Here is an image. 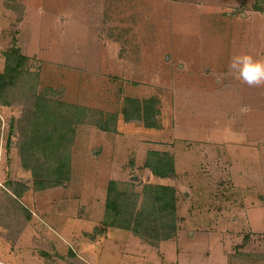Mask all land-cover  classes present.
Instances as JSON below:
<instances>
[{
	"label": "rangeland",
	"instance_id": "374dc122",
	"mask_svg": "<svg viewBox=\"0 0 264 264\" xmlns=\"http://www.w3.org/2000/svg\"><path fill=\"white\" fill-rule=\"evenodd\" d=\"M12 49L39 71L40 88L86 106L89 122L76 127L70 180L37 194L33 237L20 242L19 226L1 225L11 246L0 242V264L246 259L230 251L264 236V87L242 83L229 63L237 54L264 58V0H0V71ZM125 97L158 98V126L125 120ZM19 115L18 107H0L7 176L33 186L17 135L7 144ZM151 150L173 156L170 176L145 166ZM110 180H133L139 190L144 183L174 186L176 237L154 247L128 230L105 228L93 239ZM7 197L0 189V222H21L27 211ZM46 211L52 214L44 223Z\"/></svg>",
	"mask_w": 264,
	"mask_h": 264
},
{
	"label": "trees",
	"instance_id": "16d2710c",
	"mask_svg": "<svg viewBox=\"0 0 264 264\" xmlns=\"http://www.w3.org/2000/svg\"><path fill=\"white\" fill-rule=\"evenodd\" d=\"M28 59L15 49L6 52L5 67L0 71V106L19 108L20 115L11 120L7 144L10 146L16 134L15 146L19 149L22 165L32 171L33 187L43 190L70 180L76 127L89 122V109L62 100L57 89L51 86L40 88L39 71L29 67ZM121 113L125 120L142 121L146 126L156 127L160 100L125 97ZM145 166L159 177L170 176L175 170L173 156L157 150L149 151ZM18 184L13 181L7 184V198L18 209L27 211L29 220L30 211L15 197L22 194ZM24 188L28 187L24 185ZM177 199L176 188L172 185L144 183L139 190L133 180H110L103 225L95 228L92 237L96 238L105 228H120L159 247L161 242L176 237L179 230ZM21 222L0 224L7 229L19 226L16 238L23 228Z\"/></svg>",
	"mask_w": 264,
	"mask_h": 264
},
{
	"label": "crops",
	"instance_id": "0c3cea01",
	"mask_svg": "<svg viewBox=\"0 0 264 264\" xmlns=\"http://www.w3.org/2000/svg\"><path fill=\"white\" fill-rule=\"evenodd\" d=\"M0 107H5V106H0ZM4 126H5V123L2 125L1 130L4 128ZM0 133L2 134V132H0ZM1 134H0V189L1 190H5V192H6V190H8L7 189V186H8L7 184L9 182H11V181L18 182L19 183L18 184L19 185V190H21L22 194L20 195V197H18V196H15V197H17L19 199V201L25 206V208L27 210H29L30 213H31L29 220H28L27 215H26L25 218H22V221L24 220V222L22 223L23 224V228H22V230H21V232L19 234L20 237H21V240H19V241L23 242V240H27V237H33V235H34L33 234L34 227L37 228L38 225L36 226V224H39L35 220V218H36L35 216H37V218H39L38 214H37L38 210L35 207L40 202V199H39L37 194L47 192V190H49V189H52L54 187H60L62 185L54 186V187H51V188H46V189H43V190H34V187L31 186L32 184H30L28 181H21L20 179H15L14 177H10L9 178L7 176L8 175L7 174L8 173L7 172L8 169H7V164L5 162L6 161V157L4 156V152H3V150H4L3 149V140L1 138ZM23 169L27 171L26 168H23ZM22 184H23V188H20V186ZM24 185H26L28 188L27 189L24 188ZM34 209H36L37 212H35ZM39 209L42 210V207L39 208ZM53 211L54 210L51 209V212H53ZM51 212L50 211H46L45 212L46 214H44V216H42L44 218L43 219L40 218V219L44 223L49 222L48 220H46V217H47L48 213H50V215H51L52 214ZM58 213H60V212L58 211ZM62 215H64V214L61 213L58 216L61 217ZM46 225H48V223ZM48 228H49V226H48ZM1 230H2V227H1V224H0V242L1 243L4 242L6 244V246H7V244H9V243L4 238V234L1 233ZM58 234L59 233L57 232V235ZM250 237L253 238V237H257V236L250 235ZM246 238H247V236H246ZM256 239L252 240L251 243H250V241L249 242H240L239 245L236 243L238 246L235 248L234 251H230L231 254H233L234 252L238 253L239 249H240V252L241 251L243 252V254L246 256V259L242 260L243 262L241 261L240 264H264V236L263 235L261 236V240H256ZM30 250H32V249H30ZM24 251L26 252V250H24ZM13 252L15 254L14 257L19 259L20 255H19L18 251L16 249H13Z\"/></svg>",
	"mask_w": 264,
	"mask_h": 264
},
{
	"label": "clouds",
	"instance_id": "9594fccd",
	"mask_svg": "<svg viewBox=\"0 0 264 264\" xmlns=\"http://www.w3.org/2000/svg\"><path fill=\"white\" fill-rule=\"evenodd\" d=\"M229 70L248 87H264V58H256L248 53L237 54L231 58ZM249 110L247 106L241 109L242 112Z\"/></svg>",
	"mask_w": 264,
	"mask_h": 264
}]
</instances>
